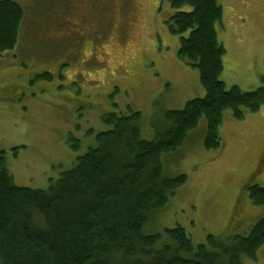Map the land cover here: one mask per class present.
<instances>
[{
  "label": "rangeland",
  "instance_id": "rangeland-1",
  "mask_svg": "<svg viewBox=\"0 0 264 264\" xmlns=\"http://www.w3.org/2000/svg\"><path fill=\"white\" fill-rule=\"evenodd\" d=\"M13 1L25 16L17 47L0 61L21 73L10 79L18 89L11 95L15 103L0 107V150L17 185L45 189L50 179L71 169L96 144L87 130L110 128L104 113L139 111L141 135L151 140L153 123L167 110L181 109L205 92L198 69L177 55L180 35L168 30L173 10L167 0ZM218 3L222 20L216 29L225 49L220 79L242 91L264 86V0ZM7 57L19 64L5 62ZM44 72L51 80L34 78ZM28 76L35 79L29 85ZM14 112L22 124L13 121ZM218 130L220 145L206 149L202 117L182 146L163 157L165 174H185L187 181L147 230L181 226L197 246L207 244L209 236L246 235L261 216L263 206L249 200L245 187L264 183V165L257 167L264 104L241 119L226 111ZM70 134L79 140L78 150L70 148ZM16 146L24 147L13 152ZM241 262L264 264V244L256 259L244 256Z\"/></svg>",
  "mask_w": 264,
  "mask_h": 264
},
{
  "label": "trees",
  "instance_id": "trees-1",
  "mask_svg": "<svg viewBox=\"0 0 264 264\" xmlns=\"http://www.w3.org/2000/svg\"><path fill=\"white\" fill-rule=\"evenodd\" d=\"M167 1L173 10L168 30L180 35L177 55L198 69L204 94L167 110L161 122L153 123L151 140L141 135L139 111L104 113L102 121L110 128L88 129L95 146L45 189L17 185L0 150V264H241L244 256L256 259L264 244V183L245 187L249 200L263 206L246 235L209 236L207 244L194 246L181 226L162 233L147 230L187 181L185 174L168 177L163 157L182 146L202 117L203 146L216 149L226 111L241 119L264 104V86L242 91L220 79L225 49L216 29L222 20L218 0ZM24 16L18 2L0 0V55L18 43ZM37 77L51 80L52 75ZM67 142L78 150L79 140L71 134Z\"/></svg>",
  "mask_w": 264,
  "mask_h": 264
},
{
  "label": "crops",
  "instance_id": "crops-1",
  "mask_svg": "<svg viewBox=\"0 0 264 264\" xmlns=\"http://www.w3.org/2000/svg\"><path fill=\"white\" fill-rule=\"evenodd\" d=\"M3 60L5 62H9V63H16L19 64V62L14 61L11 57H7V58H3ZM6 63H3L0 61V73H3L4 71H7V73L0 78V107H4V108H8L10 107L9 105L13 102V99L11 97V95L13 93H16L18 91V89L16 88V85L14 86L10 79L12 78V76L14 75V77L19 76V73H21V69L18 67L17 68H11V69H5ZM27 85L29 84V76L27 77V81H26ZM25 83V84H26ZM15 88V90H14ZM15 103V102H13ZM13 110H17L16 108H13L11 111ZM23 116V114H21ZM15 118V120L13 119V121L18 122L19 124H22L23 122L21 121V119H17L18 116L16 114V112L13 113V116Z\"/></svg>",
  "mask_w": 264,
  "mask_h": 264
},
{
  "label": "flooded vegetation",
  "instance_id": "flooded-vegetation-1",
  "mask_svg": "<svg viewBox=\"0 0 264 264\" xmlns=\"http://www.w3.org/2000/svg\"><path fill=\"white\" fill-rule=\"evenodd\" d=\"M259 152H261V153L259 154V157L257 158V167L260 168L264 165V146L261 149V151H259ZM258 170H260V169H258ZM254 175L255 174H251V177H253Z\"/></svg>",
  "mask_w": 264,
  "mask_h": 264
}]
</instances>
